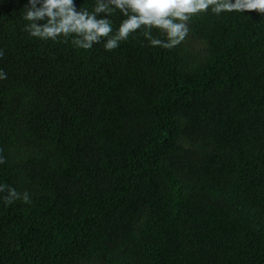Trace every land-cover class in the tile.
<instances>
[{
	"label": "trees",
	"instance_id": "obj_1",
	"mask_svg": "<svg viewBox=\"0 0 264 264\" xmlns=\"http://www.w3.org/2000/svg\"><path fill=\"white\" fill-rule=\"evenodd\" d=\"M27 6L0 0V184L31 199L0 193V264H264V15L106 51L29 36Z\"/></svg>",
	"mask_w": 264,
	"mask_h": 264
},
{
	"label": "clouds",
	"instance_id": "obj_2",
	"mask_svg": "<svg viewBox=\"0 0 264 264\" xmlns=\"http://www.w3.org/2000/svg\"><path fill=\"white\" fill-rule=\"evenodd\" d=\"M210 8L217 15L251 11L264 15V0H95L91 11L77 10L74 0H28L23 15L27 22L24 31L41 40L56 41L63 37L67 41L71 37L77 49L89 50L103 43L106 51H113L142 30L150 46L172 49L187 37L191 18ZM117 11L124 18L114 31L110 17ZM153 30L166 39L153 36ZM3 56L4 51L0 49V58ZM4 79L7 75L0 70V80ZM3 163L5 157L0 154V164ZM0 193H6L2 197L6 205L16 200L31 203L27 191L18 192L7 184H0Z\"/></svg>",
	"mask_w": 264,
	"mask_h": 264
}]
</instances>
